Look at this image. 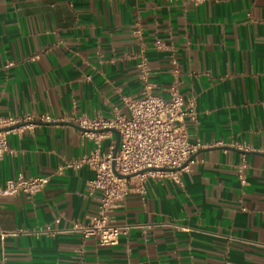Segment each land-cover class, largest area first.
<instances>
[{"label": "crops", "instance_id": "0c3cea01", "mask_svg": "<svg viewBox=\"0 0 264 264\" xmlns=\"http://www.w3.org/2000/svg\"><path fill=\"white\" fill-rule=\"evenodd\" d=\"M142 52L164 97L178 61L203 147L180 182L132 185L111 212L128 232L101 245L73 229L97 213L94 170L60 167L95 145L75 117L129 116ZM42 114L52 122L10 132L0 157V184L50 177L34 196L2 199L0 264H264V0H0V115Z\"/></svg>", "mask_w": 264, "mask_h": 264}, {"label": "built area", "instance_id": "2783aa9c", "mask_svg": "<svg viewBox=\"0 0 264 264\" xmlns=\"http://www.w3.org/2000/svg\"><path fill=\"white\" fill-rule=\"evenodd\" d=\"M141 37L139 25L133 30ZM165 42L156 39L155 46L164 48ZM175 80L169 88V96L155 94L150 82L149 59L144 52L137 62L139 77L143 83L139 96L126 97L124 104L129 116L117 112L113 117H75L73 122L84 128L82 135L94 141L92 150L78 158L67 161L64 167L78 168L89 166L95 172L90 181L91 194L99 192L98 210L85 225L75 224L85 237L95 236L101 245H116L120 236L128 232L129 226L114 224L111 212L117 203L131 190L132 185L144 189L148 177H170L180 182L181 173L191 169L197 161V152L203 147L199 141H192L186 125V119L197 120L194 100L187 101L178 88V61L171 57ZM47 114L16 118L0 115V157L10 151L7 135L24 126H32L37 122H51ZM9 128V129H3ZM108 128H116L120 133V145L116 156L113 155L115 142L107 151H103L102 143L112 135ZM239 170V178L245 183L244 168L246 159ZM161 168H178L162 170ZM132 175L131 177H126ZM136 179V182L132 180ZM50 181L49 176H25L18 174L0 184V209L2 199L7 196L26 194L34 196L43 190Z\"/></svg>", "mask_w": 264, "mask_h": 264}, {"label": "water", "instance_id": "95a60500", "mask_svg": "<svg viewBox=\"0 0 264 264\" xmlns=\"http://www.w3.org/2000/svg\"><path fill=\"white\" fill-rule=\"evenodd\" d=\"M52 122V121H51ZM37 123H41V122H37ZM76 127H78L79 129L83 130L84 128H82L81 126L75 124ZM3 129H9V128H3ZM106 130H111L112 132L115 133L116 136V140H115V147H114V152L113 155L116 156L118 149H119V145H120V133L116 128H108ZM162 170H177L178 168H161ZM132 175L126 176V177H131Z\"/></svg>", "mask_w": 264, "mask_h": 264}]
</instances>
